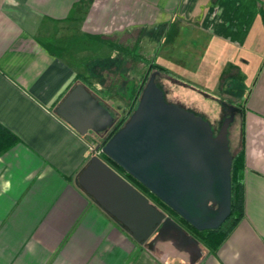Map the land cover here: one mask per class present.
Wrapping results in <instances>:
<instances>
[{
	"label": "crops",
	"instance_id": "crops-1",
	"mask_svg": "<svg viewBox=\"0 0 264 264\" xmlns=\"http://www.w3.org/2000/svg\"><path fill=\"white\" fill-rule=\"evenodd\" d=\"M155 35L175 84L242 107L243 216L214 251L152 198L186 235L137 242L78 182L101 136L55 113L77 84L109 104ZM0 264H264V0H0Z\"/></svg>",
	"mask_w": 264,
	"mask_h": 264
},
{
	"label": "water",
	"instance_id": "water-1",
	"mask_svg": "<svg viewBox=\"0 0 264 264\" xmlns=\"http://www.w3.org/2000/svg\"><path fill=\"white\" fill-rule=\"evenodd\" d=\"M151 73L127 121L100 150L196 230L218 228L230 214L232 155L227 130L239 108L224 104L229 116L214 135L201 116L167 103ZM55 113L77 133H99L113 116L81 85H75ZM83 189L143 243L159 226L186 233L164 211L98 155L78 176ZM169 225V226H167ZM156 236V237H157Z\"/></svg>",
	"mask_w": 264,
	"mask_h": 264
},
{
	"label": "rangeland",
	"instance_id": "rangeland-1",
	"mask_svg": "<svg viewBox=\"0 0 264 264\" xmlns=\"http://www.w3.org/2000/svg\"><path fill=\"white\" fill-rule=\"evenodd\" d=\"M153 37V43L148 44L146 43V46H143L140 48V51L136 53V59L129 60L125 59L122 61L120 60L119 63L125 64V67L123 66L121 68V72L123 74V77L125 79V84L122 83L117 85L113 84L110 88V90H120V92L125 91L126 83H129L130 81L135 80L138 76L142 75L145 71L147 60L153 56V49L156 47L155 43L157 42L160 37L159 35L152 36ZM96 49L92 52L93 56L96 55ZM98 54V53H97ZM92 57V56H91ZM105 63H115L113 61H105ZM133 63L138 64L140 67L132 68ZM136 75V76H135ZM121 77L120 79H122ZM137 80V79H136ZM104 86H108V80L105 79L103 81ZM155 82L158 84L159 88L163 91L164 99L167 103H172L176 105H180L183 108L194 112L196 115L202 116L205 120H207L210 123L211 128H214L215 133L219 130L222 122L227 118L228 111L226 110L224 104H234L238 101V99L231 100L226 99L224 97H217V98H210V97H203L202 95L198 94L195 91H192L191 89L177 85L172 81L169 76L158 73L155 77ZM121 94V93H120ZM118 95L117 93H111L109 96L112 98V100L109 102V104H104L101 101V104H104V106L109 109V111L114 114L115 121L122 116L124 113H126L128 108V101L123 99L122 96ZM100 100V99H99ZM113 101V102H112ZM119 109H118V108ZM242 129V120L240 115L237 113L234 115L233 120L228 125L227 130V139H228V147L229 151L232 154L234 150L236 149V146H238L240 134ZM101 138L104 137L103 133L99 134ZM203 247L207 248V246L203 243H201Z\"/></svg>",
	"mask_w": 264,
	"mask_h": 264
},
{
	"label": "trees",
	"instance_id": "trees-1",
	"mask_svg": "<svg viewBox=\"0 0 264 264\" xmlns=\"http://www.w3.org/2000/svg\"><path fill=\"white\" fill-rule=\"evenodd\" d=\"M136 53L130 48L126 50V59L134 60L136 59ZM150 70L158 71L160 74H164L169 76L167 71L154 63L152 58L147 60L146 68L144 73L142 74L141 82H137V80L130 81L126 83L124 93H119L123 99L128 101V106L134 107L137 103V98L144 86L146 78ZM172 80V77H169ZM158 85V84H157ZM202 117V116H201ZM120 122L119 120L117 123ZM120 123L110 129L109 133L106 137H104L100 142L103 144L107 139H109L117 130ZM101 157L105 160L109 166H111L117 173L120 175L125 174L133 183L138 184L144 191H148L139 181L133 178L131 175L127 174L118 164H116L113 160L107 157L105 154L101 153ZM243 169V149L240 148L235 154L232 155L231 169H230V181H231V197H230V214L225 219V221L216 229H207V230H196L189 223H187L182 217H180L176 212H174L170 207H168L163 201H161L154 194L149 192L153 202L161 207V209L165 210L171 217L177 219L180 225L184 226L186 229L192 231L199 241L207 246L209 250H216L220 243L224 240L226 235L233 229V227L239 222V220L243 216V180L241 177V170Z\"/></svg>",
	"mask_w": 264,
	"mask_h": 264
},
{
	"label": "flooded vegetation",
	"instance_id": "flooded-vegetation-1",
	"mask_svg": "<svg viewBox=\"0 0 264 264\" xmlns=\"http://www.w3.org/2000/svg\"><path fill=\"white\" fill-rule=\"evenodd\" d=\"M153 72H157V74H158V71L150 70L149 73H148V76H147V78H146V81H145L144 85L146 84V82H147L149 76L151 75V73H153ZM157 74H156V76H157ZM141 78H142V75H140L139 83L141 82ZM143 87H144V86H143ZM142 89H143V88H142ZM141 91H142V90H141ZM140 94H141V92H140ZM140 94H139V96H140ZM139 96H138V98H137V102H138ZM136 105H137V103L135 104L134 107H128L126 113H124L122 116H120V117L117 119V121H118V120L120 121V122H118V123H117V121H115V117H114V115L111 113L112 116H113V123H112V125H111L110 127H108L105 131H103V132H99V134H100V133H103V134H104V137H106L107 134L109 133L110 129L113 128L114 126H116L117 124L120 123L119 127L117 128V130H118L120 127H122L123 124H124V123L127 121V119L130 117V115L132 114V112L134 111ZM227 105H232V106L237 107V108L240 109V111L234 112V115L237 114V113L240 115V114L242 113V107L239 106L238 104L236 105V104H230V103H228ZM227 111H228V110H227ZM227 113H228V115H229V112H227ZM117 130H116V131H117ZM212 130H213V133L216 134L215 131H214V128H213V127H212ZM88 134H89L90 136H91V135H93V136L98 135L97 133H95V132H93V131L88 132ZM104 137H103V138H104ZM103 138H101V139H103ZM97 144H102V143L99 141ZM97 144H96V145H97ZM121 176H122L123 178H125L128 182L130 181V183H131L133 186L135 185L134 187H137V189L141 190L145 195H147V197H148L149 199L151 198V195L149 194L150 191H149V192H148V191H144V190H143L138 184L133 183V181H131V179H129L125 174H122Z\"/></svg>",
	"mask_w": 264,
	"mask_h": 264
},
{
	"label": "built area",
	"instance_id": "built-area-1",
	"mask_svg": "<svg viewBox=\"0 0 264 264\" xmlns=\"http://www.w3.org/2000/svg\"><path fill=\"white\" fill-rule=\"evenodd\" d=\"M90 148H93V146H91Z\"/></svg>",
	"mask_w": 264,
	"mask_h": 264
}]
</instances>
